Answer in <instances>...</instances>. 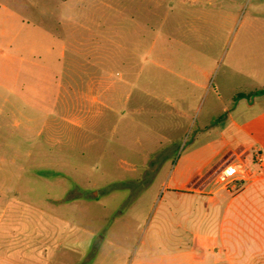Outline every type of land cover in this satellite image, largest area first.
Masks as SVG:
<instances>
[{
    "label": "rangeland",
    "instance_id": "374dc122",
    "mask_svg": "<svg viewBox=\"0 0 264 264\" xmlns=\"http://www.w3.org/2000/svg\"><path fill=\"white\" fill-rule=\"evenodd\" d=\"M261 88L264 0H0V264H226L174 188Z\"/></svg>",
    "mask_w": 264,
    "mask_h": 264
},
{
    "label": "crops",
    "instance_id": "0c3cea01",
    "mask_svg": "<svg viewBox=\"0 0 264 264\" xmlns=\"http://www.w3.org/2000/svg\"><path fill=\"white\" fill-rule=\"evenodd\" d=\"M247 100L244 110L257 107L259 118H247L244 125L232 119L230 136L222 138L205 164L174 188L193 193L201 207L218 210V233L204 236L212 241L215 256L226 264H264V173L257 162V154H264V94ZM228 165L239 167L236 177L214 191L208 178ZM196 242L194 237L191 250L204 251L205 244ZM186 254L189 251L176 257Z\"/></svg>",
    "mask_w": 264,
    "mask_h": 264
},
{
    "label": "built area",
    "instance_id": "2783aa9c",
    "mask_svg": "<svg viewBox=\"0 0 264 264\" xmlns=\"http://www.w3.org/2000/svg\"><path fill=\"white\" fill-rule=\"evenodd\" d=\"M257 162H258L261 172L264 173V154L263 153L257 154ZM238 169L239 167L235 165L226 166L218 173L216 177V183H220V184L229 183L236 177L238 173Z\"/></svg>",
    "mask_w": 264,
    "mask_h": 264
},
{
    "label": "trees",
    "instance_id": "16d2710c",
    "mask_svg": "<svg viewBox=\"0 0 264 264\" xmlns=\"http://www.w3.org/2000/svg\"><path fill=\"white\" fill-rule=\"evenodd\" d=\"M264 94V89H258V90H255V91H252L248 94H245V93H238L235 97L236 98H252L254 96H258V95H263Z\"/></svg>",
    "mask_w": 264,
    "mask_h": 264
}]
</instances>
